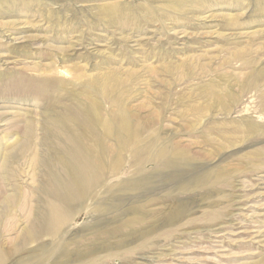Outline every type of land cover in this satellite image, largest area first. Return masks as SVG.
Here are the masks:
<instances>
[{
	"label": "rangeland",
	"instance_id": "1",
	"mask_svg": "<svg viewBox=\"0 0 264 264\" xmlns=\"http://www.w3.org/2000/svg\"><path fill=\"white\" fill-rule=\"evenodd\" d=\"M202 1L205 6L199 7ZM114 5L128 8L132 17L110 23L105 11ZM0 8V249L10 257L3 264H33L48 243L20 241L51 200L43 188L50 173L62 171L58 156L66 152L45 130L60 108L49 111L52 102L40 90L56 91L57 81L73 89L78 73L86 79L109 70L138 80L134 86L141 90L130 100L133 111L144 115L147 109L140 107L161 106L163 96L170 98L172 107L161 123L164 141L158 145L172 137L193 154L196 165L174 177H167L158 163L147 166L152 188L123 205H145L143 213H122L116 225L127 234V246L100 263L264 264V90L243 92L241 84L253 70L264 68V0H40ZM238 52L245 54L240 61ZM43 80H50L49 87L41 85ZM161 80L176 82L169 90ZM209 84L233 96L230 110H212L200 126L190 128L176 103L183 95L185 104L191 92L198 95ZM105 102L102 98L103 111L109 112ZM62 106L74 108L71 100ZM29 122L35 134L32 149L25 152ZM247 124L257 132L244 133ZM137 161L127 159L109 183L131 176ZM208 173H213L211 180L191 186ZM18 192L23 195L19 206L6 208L8 195ZM87 208L76 213L65 238L90 233L96 225L97 215ZM139 212L145 222L125 227ZM175 213L177 219L168 221ZM143 232L147 236L140 239ZM75 247L74 260L79 258Z\"/></svg>",
	"mask_w": 264,
	"mask_h": 264
},
{
	"label": "bare ground",
	"instance_id": "2",
	"mask_svg": "<svg viewBox=\"0 0 264 264\" xmlns=\"http://www.w3.org/2000/svg\"><path fill=\"white\" fill-rule=\"evenodd\" d=\"M37 2L40 0H0V6L10 4L15 7L22 4L28 7ZM170 3L172 2L170 1ZM198 6L204 7V1L198 3ZM105 13L109 22L115 25L122 24L132 17L129 9L124 6L114 5L107 8ZM235 57L240 61L245 57V54L238 52ZM101 74L85 79V75L78 73L76 80H74L76 83L72 84L73 89L67 88L68 85H62V82L59 81L55 82L56 91H41L39 89L43 93V98L50 100V103L52 102V106L48 108L49 111L55 106L60 108L59 113L55 115L56 119L48 124L45 130H47L48 135H53L56 141L64 145L66 152L59 154L60 156L55 155L59 157L60 161L58 158L57 160L62 171L56 174L50 173L47 182H44L43 191L51 200L47 204L44 203L45 207L42 208L37 221H30L31 225L27 226L29 228H26L20 237L21 244L25 245L38 240V242L44 239L48 240V243L42 245V253L33 264H101L100 259L107 261V259L118 257L120 253L115 251L127 246L125 239L128 236L123 229L122 231L118 229L116 222H119L118 219L125 210L129 212L144 209L145 205L137 206L134 204L128 209H125L123 205L126 201L129 202L132 198L140 195V191L147 193L152 188L153 176L146 173L147 166L151 163H158L160 170L168 173L165 174L167 177H174V174H183L188 169L195 168L193 154L181 143H173L172 137L167 138L169 141L162 147L158 145L159 142L164 141L162 137L164 126L161 123L163 113L172 107L169 102L170 98H167L166 95L163 96L161 106L140 107V110L147 109L146 113L142 115L137 109L133 111L130 108L132 94L141 90L136 87L138 80H132V77L135 79V75L128 74L127 79L130 78V80H125L119 76L116 70H109ZM49 82L50 80H43L40 83L49 87ZM175 82L161 80L159 84L165 88L169 87L170 90ZM241 84H243V92L248 89L258 90V92L264 90V68L253 70L252 74ZM133 87H136L137 90H133ZM218 88L217 85L209 84L198 95L191 92V96L185 104L183 95L179 99L177 97V106L184 108L181 117L190 128L200 126L205 114L212 110L217 108L226 112L230 110L229 102L233 96L223 88L220 90ZM81 96L86 98V101H83ZM102 98L106 101L105 103L111 106L109 112L103 111ZM262 98L264 99V92ZM64 100H71L74 108L62 106ZM148 102L149 105L154 104L151 98H148ZM180 108L175 110L179 114ZM32 124L29 122L27 132L25 131L27 135L26 145L24 144L25 152L32 149V138L35 134V128ZM209 131H213V129H209ZM256 132L257 127L253 124H247L244 129V133L248 135ZM145 134L147 135L144 137ZM19 141L21 142V140ZM131 158H138L139 161H137L136 167L134 166L131 176L126 179L122 178L123 180L116 181V183H109L110 179L117 174L119 175V171L125 166L127 159ZM212 178L213 173H208L199 181L192 182L191 186H198ZM22 196L19 192L12 197L9 194L10 200L5 204L6 208H17ZM85 205L88 206V212L97 215L96 225L94 223L95 226L87 230L90 233L76 234L75 236L72 235V238H65L64 233L68 224L76 217V213L84 211L82 209ZM141 213L134 215L132 224L127 225L125 223L124 225L121 223V225L125 227L132 225L133 228L135 224L144 223ZM178 216L179 214L175 213L168 218V221L176 220ZM107 223L109 224L103 227ZM140 234L138 236L140 239L147 236V232ZM113 240H117L116 243H111ZM74 246H76L75 250L79 251V258L76 260L72 257ZM15 251H19L18 248L10 251V256ZM101 253H104L103 257H100L99 254ZM7 254L0 249V264H3L6 258L10 259ZM20 263L23 264L24 261Z\"/></svg>",
	"mask_w": 264,
	"mask_h": 264
}]
</instances>
